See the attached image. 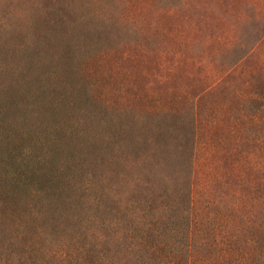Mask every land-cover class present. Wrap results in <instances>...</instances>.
<instances>
[{"label":"rangeland","instance_id":"374dc122","mask_svg":"<svg viewBox=\"0 0 264 264\" xmlns=\"http://www.w3.org/2000/svg\"><path fill=\"white\" fill-rule=\"evenodd\" d=\"M118 1L0 0V264H264V0ZM70 124L54 226L4 178Z\"/></svg>","mask_w":264,"mask_h":264},{"label":"trees","instance_id":"16d2710c","mask_svg":"<svg viewBox=\"0 0 264 264\" xmlns=\"http://www.w3.org/2000/svg\"><path fill=\"white\" fill-rule=\"evenodd\" d=\"M113 1L115 3V6L118 8L119 1L118 0H113ZM110 2L111 0H108L109 5ZM63 5L65 7L63 9H66L67 1H64ZM111 15L112 14H110V16ZM120 16H121V12L117 11L112 15V17H114L115 20L110 21L109 19L108 22L111 25L118 27V23L120 22L118 20L119 18H121ZM249 53L250 52L243 54L241 57L237 59V62H239L242 59L244 60L247 55H250ZM242 61L240 63H242ZM192 118L193 116L191 117V119ZM180 120H181L180 116H172V119L169 121V128L174 132L176 136L181 137L180 133L181 134H187V133L183 131H178L177 128L179 127ZM190 125H191L190 129H192L193 123H190ZM66 127L67 128H64L61 134L63 135L64 133H66V137L64 136L60 137L61 135L59 136V133L52 132V129L49 131L48 136L43 138V140H47L46 142L47 145L43 148V151L40 152V155L35 156V154L30 153V151H27L28 154L27 158H29V160L33 162L32 164L34 165V167H32V169H34L35 171L27 173L25 172L24 168H18L16 172L10 173L8 177L4 178L5 180L4 184L8 187L9 193L11 192L10 196L8 194L4 197V199L7 198L5 203L17 204L14 210H18L20 208V205H24V207H26V205H30V204L35 206H41V209L45 207L46 210L42 212L43 215H45V217L42 219L41 222L51 223L54 226L56 225L55 222H57L58 224L62 223L60 217L57 216L59 213V209L62 208L63 212L70 210L69 204L71 201V197L70 195L65 194L63 192V189H64V185L65 187H69L70 185L69 178L67 180L68 177L67 175H70V173L67 171L66 164L68 165L69 162L68 159H71V156L68 155V158L64 157L62 159L61 157H59V154H57L59 153L60 147H61L60 149L63 148L65 150V146L67 144H71L73 141L72 136L75 133V128L72 126V124L67 125ZM180 137L177 139H180ZM36 143L37 145L42 146V144H44L45 142L36 141ZM161 157H163V154H161ZM46 167L49 168L50 173L45 171ZM38 171L40 172L39 175L37 174ZM72 184L73 183H71V185ZM190 187H189L190 189L189 193H187V201H185V204L183 206L187 211V216L186 219L183 221L182 228L186 231V234L189 233L188 235L192 236V244L196 245L194 241L201 239L196 235L199 232L204 231L206 225L211 223L210 218L212 217H214V219H212L213 228H216L217 216L220 215L219 213H221V209L215 210V212L210 216H209V212L207 211H205L204 213L201 211L199 212L198 203L196 201V187H194L193 190ZM163 218H165V216H163ZM161 219L162 217L160 216L158 218V221L159 220L161 221ZM161 222L165 223L166 221L162 219ZM167 222H169V220H167ZM153 223L155 224L151 228L153 233L150 231L148 234L143 236L146 239L153 241L157 246H159V243L157 242V237H158L157 234L159 233V229H161V232L165 230L162 228L164 225L160 226L157 221ZM168 224L170 223H167V225ZM142 229L143 228H141L139 225H135L134 233L139 234ZM200 243L201 242H199V244ZM188 249H189L188 253H191L192 246H190ZM172 253L174 252L172 251ZM186 264H193V260L188 258Z\"/></svg>","mask_w":264,"mask_h":264}]
</instances>
